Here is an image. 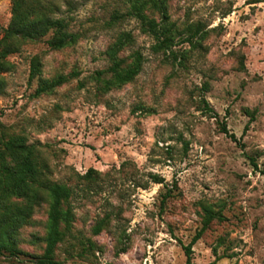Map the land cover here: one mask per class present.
I'll use <instances>...</instances> for the list:
<instances>
[{"label":"rangeland","instance_id":"1","mask_svg":"<svg viewBox=\"0 0 264 264\" xmlns=\"http://www.w3.org/2000/svg\"><path fill=\"white\" fill-rule=\"evenodd\" d=\"M12 1L0 0V39ZM47 1L76 42L51 50L46 37L8 58L0 122L35 146L45 180L71 191L65 208L73 220L55 260L185 264L183 248L208 208L218 218L192 246L191 263L264 264V0H170L176 61L154 50L155 40L126 16L124 0ZM197 25L201 34L182 40ZM122 32L133 42L120 56L129 63L139 53L142 69L102 94L92 77L107 69L104 53ZM33 57L44 79L77 77L37 97L38 81L28 79ZM47 212L40 202L19 231L18 247L29 256L43 253L36 239L46 233ZM31 261L0 257V264Z\"/></svg>","mask_w":264,"mask_h":264},{"label":"trees","instance_id":"2","mask_svg":"<svg viewBox=\"0 0 264 264\" xmlns=\"http://www.w3.org/2000/svg\"><path fill=\"white\" fill-rule=\"evenodd\" d=\"M124 1L129 4L126 16L138 21L141 30L155 40L154 50L169 52V58L176 61L172 48L176 43L177 30L169 22L170 0ZM124 16L116 14L113 19L117 20ZM187 32L188 37L182 40L189 43L201 34L199 25L189 27ZM46 37H48L46 44L51 50H60L76 42V35L69 31V22L55 15L54 5L51 2L13 0L11 20L0 39V92L5 88L2 75L13 68L8 58L19 53L22 45L35 43ZM132 42V35L122 32L108 46L104 53L108 62L107 69L95 72L92 77L98 92L105 94L120 89L138 76L142 69V56L135 53L129 63L120 56ZM40 68L39 59L33 57L30 60L28 79L38 81L35 89L37 97L51 93L70 79L77 77V73H73L44 79L41 77ZM202 106L204 112L213 113L206 101L202 100ZM220 130L236 141V137L228 132L224 123L220 124ZM38 159V151L34 145H28L23 135L9 133L0 122V257L24 256L29 257L33 264H61L55 260V252L69 232L73 220L71 211L65 208L71 197V191L63 184L45 180ZM152 179L156 184L164 182L157 176H153ZM170 194L171 190H168L162 202L166 201ZM40 202H46L48 205L46 233L42 239H36L44 244L43 253L39 256H29L18 247L19 231L31 223L33 210ZM205 213L206 218L201 229L189 245L183 248L186 255L185 264H192V246L201 238L211 222L218 218L217 214L208 208L205 209ZM100 231V225L93 228L96 235Z\"/></svg>","mask_w":264,"mask_h":264}]
</instances>
